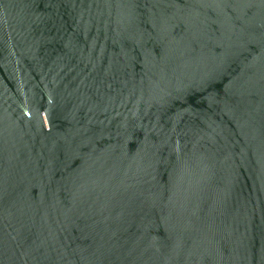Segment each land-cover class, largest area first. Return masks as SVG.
I'll return each instance as SVG.
<instances>
[{
    "label": "water",
    "instance_id": "1",
    "mask_svg": "<svg viewBox=\"0 0 264 264\" xmlns=\"http://www.w3.org/2000/svg\"><path fill=\"white\" fill-rule=\"evenodd\" d=\"M0 264H264V0H0Z\"/></svg>",
    "mask_w": 264,
    "mask_h": 264
}]
</instances>
